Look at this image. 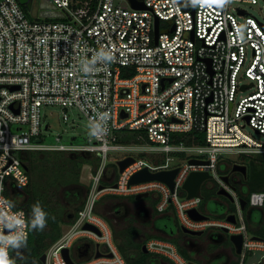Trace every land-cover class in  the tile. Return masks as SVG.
Returning a JSON list of instances; mask_svg holds the SVG:
<instances>
[{
    "label": "built area",
    "instance_id": "1",
    "mask_svg": "<svg viewBox=\"0 0 264 264\" xmlns=\"http://www.w3.org/2000/svg\"><path fill=\"white\" fill-rule=\"evenodd\" d=\"M48 1L56 13L30 16L19 0H0V246L13 237H29L27 212L19 206L30 182L25 155L63 150L98 154L101 163L90 173L84 205L45 251L46 264H67L63 249L80 239L104 245V255L94 254L84 264H128L96 207L105 195L143 192L155 195L157 212L172 210L183 228L241 235L242 251L234 264H244L249 252L264 251V237L250 234L241 206L245 199L264 217V190L240 194L234 185L242 181L231 180L234 164L229 174L219 171L225 152L264 155V141L245 130L248 125L264 135V24L241 6L258 0H144L145 9L129 0L126 6L116 0ZM43 105L60 106L65 121L69 108L78 109L94 142L65 144L57 137L58 143H45L49 125ZM122 129L142 131L139 142H118ZM194 131L205 134V143L185 142ZM114 149H136L150 161L132 156L133 162L103 184L108 152ZM186 153H191L187 159L171 164L178 159L174 154ZM144 167L151 172L178 168L174 188L161 180L130 184ZM192 171L208 172L203 183L215 180L212 186L230 194L234 208L223 217L203 213L202 194L188 197L183 189ZM190 209L206 217L193 218ZM85 223L101 234L84 229ZM145 247L164 253L172 264L191 262L170 242L152 238ZM5 250L14 264H31L20 260L10 244ZM258 263L264 264V254Z\"/></svg>",
    "mask_w": 264,
    "mask_h": 264
},
{
    "label": "trees",
    "instance_id": "2",
    "mask_svg": "<svg viewBox=\"0 0 264 264\" xmlns=\"http://www.w3.org/2000/svg\"><path fill=\"white\" fill-rule=\"evenodd\" d=\"M95 1L92 0L93 3ZM140 133L143 132L122 129L118 135V142H139L137 136ZM184 137L187 144L193 142L205 143L203 132L194 131L187 133ZM252 158L254 159L249 163L244 181L251 191L264 190V155ZM25 159L27 160L30 182L24 191V199H22L19 206L27 212L29 237L26 239V244L21 241L18 248L11 247L12 252L19 255L20 260L31 264H43L40 259L41 255L45 253L51 243L61 237L62 225L71 223L78 210L84 205L89 188L80 181L83 165H91L93 172H95L100 166L101 157L88 151L36 150L27 153ZM111 165L116 169L115 164L111 163ZM102 183L107 184L108 177L104 178ZM66 195H73L78 199L84 198L82 202L76 205L74 214L68 213L69 206L67 203H72V201L67 199ZM37 204L47 213V226L43 231L31 228L32 210L33 206ZM52 217H55V219L53 220ZM136 234L137 230L131 227L120 233L122 243L118 247L121 253H125V247L130 244V238ZM135 245L139 248L142 247V243H135ZM181 252L189 258L186 252L182 250ZM149 257L150 253L141 251V255L131 259L130 263L149 264Z\"/></svg>",
    "mask_w": 264,
    "mask_h": 264
},
{
    "label": "rangeland",
    "instance_id": "3",
    "mask_svg": "<svg viewBox=\"0 0 264 264\" xmlns=\"http://www.w3.org/2000/svg\"><path fill=\"white\" fill-rule=\"evenodd\" d=\"M116 3H119L121 5H127V0H116ZM248 13L251 15L255 16L260 22L264 24V0H258V3L256 4H241ZM58 10L55 9V7L52 6L50 1L48 0H34L33 1V6L31 10H28L30 16H41L45 14H53L56 13ZM246 91H243L242 93H238V97L240 95H245ZM42 112V117L45 123L49 125V129H44V137L43 141L48 144H54L58 143L57 137H60V142L65 143V144H87V143H92L94 142V139L92 137L91 133V126L85 116L81 114V112L76 109V108H69L67 110V113L69 114V120L65 121L62 117L63 110L60 106L56 105H43L41 108ZM249 134L257 138L258 140L264 141V135L261 134H256L253 129L250 126H246L245 129ZM69 152V151H68ZM70 152H76V151H70ZM189 154L191 153H186V154H174L176 158L178 159H173L171 161L172 165H175L177 163H181L183 160L187 159L189 157ZM126 156H133L135 158H146L147 160L148 157H145L143 154L140 153V151L136 149H114L110 150L108 152V157H107V167H106V175L105 178H114L116 176V172H118V166H117V161L120 160L121 158H124ZM221 160L222 162L220 163V173H225L229 174L231 172V165L239 162L249 167V163L252 159L251 157H245V156H239L236 153H229L225 152L224 154L221 155ZM111 163L116 165V169L111 165ZM226 164H228V167H226ZM117 170V171H116ZM223 171V172H222ZM91 172L92 166L89 164L83 165L81 169V175H80V181L85 184L87 187H89V183L91 182ZM231 180H233V177H240L243 178L244 175H242L240 172H231ZM215 182V180H207L203 183L202 188H201V194H202V201L201 204L199 205V209L205 213L208 214L209 216H214L207 207L213 209L216 207V205L212 202V199L218 196H221L224 201L227 203L229 211H231L234 208V203L228 198L225 197L224 195H219L217 193V187L216 185L212 186V184ZM211 184V185H210ZM237 188V191L240 194H243L246 196L248 192V187L247 185L242 181V182H235V185ZM153 193L149 194L146 197H142V200H147V201H152L153 200ZM67 199L71 200L72 203H67L69 208H68V213L74 214L75 212V207L78 203L82 202V198L78 199V197L73 196V195H66ZM87 197V196H86ZM85 197V199H86ZM115 196L111 195H105L101 198V200L98 202L100 203L98 205V211L104 214H106L110 219H112L113 225H111L112 230L115 231L116 236L120 237L119 233L121 232L120 229V223L122 221H125V218L122 217L121 213L116 214L114 212V209L112 207L114 206L115 201L118 199L115 198ZM117 198H123V199H128L130 201L136 202V205H140L139 199L136 198L135 196H129V195H124V196H118ZM21 199V198H20ZM24 199V197H23ZM77 201V202H76ZM65 202V201H64ZM67 202V201H66ZM65 202V203H66ZM75 202V203H74ZM250 209L249 206L246 207L245 213L246 215L248 214V210ZM227 210V212H228ZM113 211V212H112ZM176 216V214H175ZM260 218V213L258 210H254L253 212V222L258 221ZM107 221H109L108 218H106ZM134 220V218H132ZM110 222V221H109ZM129 221L125 223V225L128 224ZM68 224V223H67ZM66 224H63L62 227H65ZM114 226V227H113ZM174 226V224H173ZM176 226L181 228V225L179 223V220L176 216ZM249 232L250 234H261L264 235V230L257 229L256 227H249ZM184 235V233H182ZM198 235H194V237H197ZM203 238V236L201 237ZM103 244H101L100 249L103 248ZM224 247L231 248L230 253L236 259L234 258L232 261L237 262V258H239V255L235 252V250L232 249V243L227 242ZM183 251V250H182ZM181 252V249H180ZM185 252V251H184ZM182 253V252H181ZM264 251H259L256 250L254 252H249L247 253V256L245 258L244 264H257L259 260L263 258ZM70 255L72 259L79 264H84L85 261L92 259L95 257L94 255L89 257L88 259L82 260V259H77V257L74 254V248H71L70 250ZM122 255L127 259L128 264H131L128 258L126 257L125 253H122ZM188 258V257H187ZM192 259L194 261H198L199 264H205L204 260L201 259H196L194 256H192ZM220 259H216L215 262H212V264H219ZM51 264H53L51 262ZM151 264V261H150ZM159 264H169L165 262H161Z\"/></svg>",
    "mask_w": 264,
    "mask_h": 264
},
{
    "label": "crops",
    "instance_id": "4",
    "mask_svg": "<svg viewBox=\"0 0 264 264\" xmlns=\"http://www.w3.org/2000/svg\"><path fill=\"white\" fill-rule=\"evenodd\" d=\"M113 179H115V177L114 178H111V177L108 178V182H111ZM242 181L244 183H246L244 180H242ZM111 196H115V198H117L118 196H124V195H111ZM130 196H135V195H130ZM215 198H213V199H215ZM124 200H128V199H124ZM222 201H223L224 205L218 204L213 209L207 207L208 210L216 217H223L225 215L227 209L229 208L227 203L224 201V199H222ZM143 202L144 201H140L139 203L141 204ZM99 204L100 203L97 204V211H98V205ZM250 209H252L253 212L255 209L258 210L260 213V218L258 221L253 222V219H252L253 213H252L251 218H249L248 214H247V218L249 221V227L251 226V227H256L257 229L264 230V217L262 216V211L260 209L254 208V207H250ZM132 218H134V220H132ZM127 221H129V222L127 225H125V223ZM173 224H174V226H173ZM70 225H71V223H68V224L66 223L65 227H62L63 231L68 230ZM120 227L122 228V229H120L121 232L130 228V227L137 230V234L135 236H133L132 238H130V240H129L130 244L125 247V254H126V257L128 258L129 261L131 259L137 258L141 255L142 247H140V248L137 247V245H135V243L136 244L142 243V246L144 247L146 240L154 238V239H159V240H163V241L170 242V243L174 244L177 247L178 251L180 252V248L176 244L177 238H179V239L182 238V240H185V238H187V239L194 238V235L184 233L181 230V228L176 226V216L172 210H168V211L163 212V213H159L156 211V214L153 213V214L148 215L147 212H145V214H144V209H141L138 211V213L134 217H128L125 219V221H122L120 223ZM219 232H221V231L209 229V230H206L204 232H201L199 235L203 236L206 239V241L213 243V242H215V237L217 236V234ZM112 233H113L112 235L114 237V240L118 243V245L120 243H122V238L116 236L114 230L112 231ZM182 233H184L183 236H182ZM251 235L254 237L255 236L256 237H264V235H261L258 233L251 234ZM232 247L235 250V247L233 245H232ZM210 250L211 251H210V254L208 255L209 256L208 259L212 258L214 261L216 259H220L219 264H234V263H236V262L232 261L234 258L236 259V257L231 255V253H230L231 248L219 246L217 244H211ZM190 252L193 253V256H194L195 252H193L192 250H190ZM147 253H150V257L148 258L149 264H150V261H151V264H159L161 262L172 264L167 259V257L165 256L164 253L157 252V251H153V252L148 251ZM181 254L183 255V253H181ZM188 256H189V258H187L186 256L185 257L187 259H190L191 261H194L190 255H188ZM89 257H91V256H89ZM88 258H83L82 260H85ZM209 264H212V261Z\"/></svg>",
    "mask_w": 264,
    "mask_h": 264
},
{
    "label": "water",
    "instance_id": "5",
    "mask_svg": "<svg viewBox=\"0 0 264 264\" xmlns=\"http://www.w3.org/2000/svg\"><path fill=\"white\" fill-rule=\"evenodd\" d=\"M19 1L21 4L25 5L28 10L31 9L32 0H19ZM129 2L132 5V7H134V8H139V9L147 8L144 0H129ZM158 23H159V19L156 18V23H155L156 40L158 38ZM125 116H126V114H122V117H125ZM133 160H134L133 157L129 156V157H126V158L118 161V163H117L118 170L123 171L127 165H129L131 162H133ZM190 162L191 163H199V162H204V161L198 160V159H191ZM177 171H178V168H174L171 170H161V171H157V172H151L147 167H144L142 170H140V171H138L132 175V177L130 179V184H135V183H140V182H145V181H150V180H161V181L165 182L166 184H168L171 187V189H173L174 188V177H175ZM232 171L233 172H240L246 176L247 166L244 164L235 163L232 167ZM209 177H210V174L206 171H203V172L202 171H192L188 175V177L186 178V180L183 184V189L187 192V196L188 197L200 196L201 195V185H202L203 181ZM223 179L227 183H229V181H230L228 175H224ZM102 187H103V185L100 186V188H102ZM218 194L227 196L229 199L232 200L230 194H228L223 189L219 190ZM148 195H149V192H143V193L137 194L136 198L140 199V198L146 197ZM219 205H221V204H219ZM241 206L243 209H246L247 201L245 199H241ZM188 213L190 214V216H192L193 218H196V219H203L206 217L205 215L199 213L198 210H196V209H190L188 211ZM252 213H253V210L249 209L248 210V217L249 218H251ZM228 219L230 221H233V222L235 221L234 215H229ZM83 228L92 230L99 235L101 234V231L96 226H94L90 223H85ZM181 230L184 233L191 234V235H198L201 233L199 231H192V230H189V229L183 228V227H181ZM222 232L227 234L226 238H228L229 241L232 243V245L235 247V252L237 254H240L242 251V236L241 235H235V234L229 235L227 229H224ZM255 238H257V237L255 236ZM96 246L98 248L99 243H97ZM143 251L145 253L148 252L145 249V247H143ZM100 255H104V253H102L98 250L97 253L95 254V256L98 257ZM109 255H111V254H109ZM63 257H64L67 264H79L78 262H76L72 259L71 255H70V249L69 248L63 249ZM40 259L43 262V264H46L47 254L43 253L41 255ZM190 264H199V263L195 262V261H191Z\"/></svg>",
    "mask_w": 264,
    "mask_h": 264
},
{
    "label": "flooded vegetation",
    "instance_id": "6",
    "mask_svg": "<svg viewBox=\"0 0 264 264\" xmlns=\"http://www.w3.org/2000/svg\"><path fill=\"white\" fill-rule=\"evenodd\" d=\"M244 178L245 177H243V178L237 177V179L241 180V181L244 180ZM149 194H151V193H149ZM116 199H118V200L115 201L112 209L115 208L114 212L116 214L121 213L122 217L125 219L128 217H134L138 213V211L141 209H144V214H145V212H147L148 215L153 214V213L156 214V211H155L156 210L155 209L156 198L154 195H153L152 201L142 200V198H141V201H144V202L141 203L140 205H136L137 201L133 202L130 200H124L122 198H116ZM222 199L223 198L221 196H218L215 199H212V202L215 205L223 204ZM139 201H140V199H139ZM96 209H97V207H96ZM100 214L102 215V213H100ZM103 217L106 221H107L106 218L109 219L110 222L107 221V223L111 228V225H113L112 219H110L106 214H104ZM111 230H112V228H111ZM201 237L202 236L199 235L197 237L190 238V239L185 238V240H182V238H180V239L177 238L176 244L178 245V247L181 250L185 251L186 254H188L192 257L193 253L190 252V250H192L193 252H195L194 257L196 259L204 260L205 264H209V263H211V261L212 262L214 261L212 258L208 259V257H209L208 255L210 254V251H211L210 250L211 244H217L219 246H224L227 242H230L229 239L226 238L227 234L223 233L222 231L217 234V236L215 237V242H213V243L208 242V241H206V239L204 237L203 238H201ZM97 243H99V242H96L93 239H80V240L76 241L71 248H74V254L77 257V259H83V258H88L89 256H93L94 254L97 253L98 250L103 253L104 249L103 248L100 249L101 243H99L98 248L96 246ZM116 244H117V246H119L117 242H116ZM144 247H145V244H144ZM118 249H119V247H118ZM145 249L148 251V249L146 247H145ZM232 249H233V247H232ZM142 251H143V246H142ZM196 262H198V261H196Z\"/></svg>",
    "mask_w": 264,
    "mask_h": 264
},
{
    "label": "clouds",
    "instance_id": "7",
    "mask_svg": "<svg viewBox=\"0 0 264 264\" xmlns=\"http://www.w3.org/2000/svg\"><path fill=\"white\" fill-rule=\"evenodd\" d=\"M194 3L201 2L203 0H193ZM219 2H223V0H219ZM33 219L31 220V228L33 230L43 231L44 228L47 226V213H45L39 204L33 206ZM54 220L55 217H52ZM23 241L26 244V235L22 237H13L7 239L6 244L4 246H0V264H14L13 261L9 260L7 257L6 246L11 245L13 248H18L20 242Z\"/></svg>",
    "mask_w": 264,
    "mask_h": 264
}]
</instances>
